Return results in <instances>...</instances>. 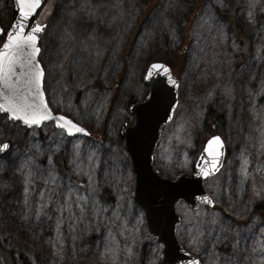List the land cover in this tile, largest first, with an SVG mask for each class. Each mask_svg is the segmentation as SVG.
<instances>
[{"label":"rangeland","instance_id":"1","mask_svg":"<svg viewBox=\"0 0 264 264\" xmlns=\"http://www.w3.org/2000/svg\"><path fill=\"white\" fill-rule=\"evenodd\" d=\"M14 12L0 0L4 31ZM36 20L48 24L39 57L48 104L89 136L29 130L0 113V144H10L0 157V246L15 264H156L163 247L131 198L121 136L153 62L180 80L155 168L168 180L193 173L212 112L228 148L205 182L214 209L177 207L179 240L202 264H264V0H46Z\"/></svg>","mask_w":264,"mask_h":264},{"label":"water","instance_id":"2","mask_svg":"<svg viewBox=\"0 0 264 264\" xmlns=\"http://www.w3.org/2000/svg\"><path fill=\"white\" fill-rule=\"evenodd\" d=\"M12 1L17 12L14 22H19V13L15 7V0ZM45 2L46 0H41L40 7L26 22V32L30 30L33 24L39 23L36 17ZM41 25L44 27L41 32L37 33L36 46L40 51L36 54L35 61L42 67L39 61L41 53L39 44L47 30L48 24L44 23ZM0 29H3L1 21ZM6 33L4 31L0 32V40L4 38L3 42L7 38ZM2 45L0 49H2ZM153 64H162L168 71L165 72L164 68L152 69L151 66ZM150 70L151 75H149ZM19 72L20 68L17 66V73ZM43 73L42 91L44 93V101L48 104L44 92V69ZM145 81L149 86L148 94L143 101L131 106L130 112L133 115L134 122L132 124H124L121 130L123 149L128 155L130 169L134 175L131 198L142 211L148 236L156 239L163 247L156 264H191L193 260L198 261V264H202L199 258L193 256L185 249L177 236V229L182 223V219L177 213V207L181 202H185L193 210H198L201 206L208 210L214 208L215 203L205 189V181L217 176L223 169L227 153L226 144L220 135L212 136L205 142L193 173H181L173 180L166 179L155 168L154 156L159 143L163 139L164 129L172 123L178 108L180 81L173 74L172 69L162 62H154L149 65ZM4 92L6 94L7 90L5 89ZM0 103H4L2 96H0ZM0 113L7 115L10 121L21 123L22 126L28 129L41 128L44 124H53L57 130L63 131L69 137L89 136L88 131L79 124L78 126L86 130L84 133L68 134L66 130L58 127L53 120L43 121L40 125L29 126L20 119H10L9 115L3 111H0ZM213 137H219L221 142L219 147L216 144L212 145L213 152L219 153L214 168L210 167L213 152L206 151V148L209 147V141ZM9 150L10 144L7 150L0 152V157ZM204 171L208 174L204 175ZM205 196L208 197V200L203 199Z\"/></svg>","mask_w":264,"mask_h":264},{"label":"snow or ice","instance_id":"3","mask_svg":"<svg viewBox=\"0 0 264 264\" xmlns=\"http://www.w3.org/2000/svg\"><path fill=\"white\" fill-rule=\"evenodd\" d=\"M41 5V0H15V7L19 13V22H14L11 29L6 33V40L0 49V96L4 103H0V111L9 115L10 119H20L24 124L40 125L43 121L53 120L56 125L67 131L68 134L84 133L86 130L71 119L63 115L54 114L44 101L42 91L43 69L35 61L36 54L40 49L37 45V33L43 30V25L35 23L27 32L26 22L34 15ZM252 13L249 12V16ZM0 29V32H3ZM17 66L20 72L17 73ZM152 69L164 68L162 64H153ZM164 71L168 70L164 68ZM151 75V70L149 72ZM171 79V77H169ZM7 90L6 94L4 90ZM220 146L219 137H213L209 141L206 151L213 152L212 145ZM7 142L0 144V152L7 150ZM219 153L213 152L210 167L214 168ZM203 171V170H202ZM204 175L208 173L203 172ZM51 178V177H50ZM47 183V181H45ZM43 196L44 193L41 192ZM208 200V197H203ZM264 232V229H262ZM255 251V249H253ZM106 251H111L106 245ZM191 264H198L193 260Z\"/></svg>","mask_w":264,"mask_h":264},{"label":"trees","instance_id":"4","mask_svg":"<svg viewBox=\"0 0 264 264\" xmlns=\"http://www.w3.org/2000/svg\"><path fill=\"white\" fill-rule=\"evenodd\" d=\"M145 1V0H138V2ZM16 14V12H14ZM226 21V20H225ZM227 23V21H226ZM223 120L221 117L216 115L215 113H211L207 116V119L203 123V139H208L211 136L217 135L220 130H223ZM205 143V141H204ZM228 155V154H227ZM260 211H264L260 209ZM25 252L20 254V259L24 257ZM0 259L2 260L3 264H15V255L13 252L6 250L4 247L0 246ZM25 264H29L28 257L23 258Z\"/></svg>","mask_w":264,"mask_h":264}]
</instances>
